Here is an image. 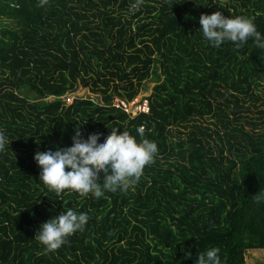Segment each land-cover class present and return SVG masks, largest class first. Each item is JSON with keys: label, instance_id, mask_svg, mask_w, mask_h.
Returning <instances> with one entry per match:
<instances>
[{"label": "trees", "instance_id": "trees-1", "mask_svg": "<svg viewBox=\"0 0 264 264\" xmlns=\"http://www.w3.org/2000/svg\"><path fill=\"white\" fill-rule=\"evenodd\" d=\"M134 2L0 0V264H196L211 247L247 264L264 252V50L213 48L199 31L220 11L254 16L264 34V0ZM137 98L148 113L114 106ZM139 126L158 153L127 192L57 196L39 182L37 151L71 146L77 129L104 139ZM68 208L90 219L46 252L36 233Z\"/></svg>", "mask_w": 264, "mask_h": 264}, {"label": "clouds", "instance_id": "clouds-1", "mask_svg": "<svg viewBox=\"0 0 264 264\" xmlns=\"http://www.w3.org/2000/svg\"><path fill=\"white\" fill-rule=\"evenodd\" d=\"M46 3L47 0H39L41 7ZM142 4L143 0H135L129 5L130 11H139ZM199 24L202 26L199 31L213 48L230 42L236 50H241L252 39L257 48L264 50V34L258 31L254 16H225L217 11L202 14ZM110 129L104 139H101L103 132H93L84 138L77 129L71 146L37 151L34 160L40 168L39 182L57 196L65 190L81 196L91 193L97 199L104 197L106 192H127L140 180L144 169L154 162L158 146L155 141L145 138L143 126L136 128L135 135L128 130L119 131V127ZM9 144L7 135L0 129V151ZM254 201L264 202V190L254 196ZM89 219V212L68 208L42 223L35 239L46 252H54L68 242V237L84 230ZM185 251L191 258V252ZM219 253L220 248L211 247L199 254L196 264H222Z\"/></svg>", "mask_w": 264, "mask_h": 264}, {"label": "built area", "instance_id": "built-area-1", "mask_svg": "<svg viewBox=\"0 0 264 264\" xmlns=\"http://www.w3.org/2000/svg\"><path fill=\"white\" fill-rule=\"evenodd\" d=\"M77 93L78 92H75V94H68L62 98L67 106L72 105L77 99ZM114 106L121 108L127 114L148 113L149 111L147 101L139 103L137 100L136 102H131V104L124 101H115Z\"/></svg>", "mask_w": 264, "mask_h": 264}, {"label": "rangeland", "instance_id": "rangeland-1", "mask_svg": "<svg viewBox=\"0 0 264 264\" xmlns=\"http://www.w3.org/2000/svg\"><path fill=\"white\" fill-rule=\"evenodd\" d=\"M153 84L154 83L152 81H150L149 85L151 88H153V86H154ZM76 92H78L76 96L83 97V96L87 95L86 92H83L81 89H78ZM137 100H138V98L134 99L133 102H136ZM245 262L247 264H264V252H259V251H254V250L247 251L245 253Z\"/></svg>", "mask_w": 264, "mask_h": 264}]
</instances>
